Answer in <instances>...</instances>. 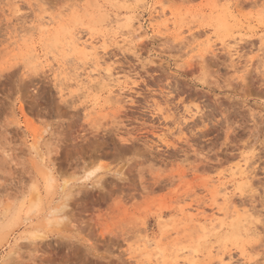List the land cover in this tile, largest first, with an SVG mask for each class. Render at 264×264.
<instances>
[{
	"label": "rangeland",
	"instance_id": "1",
	"mask_svg": "<svg viewBox=\"0 0 264 264\" xmlns=\"http://www.w3.org/2000/svg\"><path fill=\"white\" fill-rule=\"evenodd\" d=\"M262 35L264 0H60L55 9L48 0H0V264H57L79 255L84 242L95 243L93 232L102 239L118 234L114 250L100 253L105 260H241L247 205L231 192L247 178L246 133L264 120V96L259 87L246 97L224 93L239 130L219 155L208 137L189 135L196 113L181 108V100L185 107L207 104L210 89L185 85L188 92L177 97L164 77L189 80L183 74L190 68L178 66L208 48L224 66L222 75L241 65L258 74L264 41H255ZM79 37L93 40L97 52L78 47ZM90 57L106 61L95 68L111 75L88 68ZM25 69L63 77L61 90L69 94L77 91L74 81L87 87L71 147L47 113L32 114L23 92L11 99L13 73ZM129 138L147 163L122 185L108 175L116 171L108 145Z\"/></svg>",
	"mask_w": 264,
	"mask_h": 264
},
{
	"label": "snow or ice",
	"instance_id": "2",
	"mask_svg": "<svg viewBox=\"0 0 264 264\" xmlns=\"http://www.w3.org/2000/svg\"><path fill=\"white\" fill-rule=\"evenodd\" d=\"M59 3L60 0H48V6L53 9L58 7ZM262 41H264V35L255 42L261 43ZM261 47L264 48V43H261ZM162 55L166 54L162 53ZM97 63H106V61H100L97 57H90L88 68L96 72L97 75L105 71H107V75H111L110 69H96ZM143 63L147 64L150 61ZM260 64L258 74L255 69L249 73L241 65L230 73L222 75L221 69L224 66L219 63L214 51L208 48L202 54L197 55L191 64L184 63L178 66L185 69L190 68L183 74L190 77L189 80H183L180 75L172 76L171 79L164 77L167 81L165 87L169 88L177 97L186 95L188 88L185 85L195 87L200 84L203 88L210 89L212 93L208 98V103L204 105L192 104L190 107H185V101L181 100V108L185 113H196L195 116H189V119L194 121L191 127L196 129V132L189 133V135L201 134L208 137L209 143L216 149L217 153L223 155L226 148L231 145V141L238 139L232 135L233 129L239 130L237 125L231 122V117L228 115L232 108V105L228 103L229 96L233 93H239L240 97H246L250 92H254L257 87L261 89L260 95L264 96V56L261 57ZM13 76H15L16 82L12 85L11 99L16 100L17 96L23 92V98L31 107L32 114L39 118L47 113V118L52 120L57 129L63 130L66 138L65 143L71 147L75 143L74 137L79 129L80 110H82L80 101L86 94V88L79 86L74 81L71 86L77 88V91L69 94L67 91L61 90L60 85L63 83V77L57 80V78L48 75L45 79L41 74L28 69H25L23 73H13ZM137 79H139V74H137ZM148 79L153 78L148 76ZM84 84L88 85L89 81L85 79ZM216 92H219L220 96H216ZM225 92H228L229 96H225ZM163 95H167V93L162 94V97ZM5 104L7 105V101ZM201 108H203V112H201ZM161 111H167V108ZM262 112H264V108H262ZM0 118H2V113H0ZM181 123L186 122L181 120ZM248 127L249 125L246 124L245 128ZM246 135L249 137L245 141L249 148L245 156L246 161L249 162L247 178L236 185L231 192V195L238 202L247 205L244 209L247 217V230L245 232L247 250L239 253L241 260L237 261L236 264H264V120L261 121L258 128L252 124L251 131L247 132ZM180 139L183 140V136ZM165 143L166 141L161 140V144ZM257 145L260 147L259 153L255 151ZM167 146L171 147L172 145ZM108 147L113 153L112 159L116 168L115 173L108 172L109 177L122 185H130L136 179L137 173L142 171L141 165L147 163L146 159L143 158V151L138 149L137 144L131 138L128 140L119 139L115 143L110 142ZM203 159L207 162L206 158ZM213 159H215L214 156ZM253 169L257 171L253 172ZM97 172H99L98 169L94 171L93 175H96ZM93 187L103 194V189L99 185L94 184ZM232 187V185L229 186V188ZM106 235L113 238L102 239L93 232L92 241L95 243L84 242L78 249L79 255L74 252L69 253L57 264H129L126 258L123 260L100 258V253L107 257L108 253L114 250L112 245L120 243L117 233L108 232Z\"/></svg>",
	"mask_w": 264,
	"mask_h": 264
},
{
	"label": "bare ground",
	"instance_id": "3",
	"mask_svg": "<svg viewBox=\"0 0 264 264\" xmlns=\"http://www.w3.org/2000/svg\"><path fill=\"white\" fill-rule=\"evenodd\" d=\"M111 22V21H110ZM109 22V23H110ZM112 24V23H111ZM75 37V36H74ZM105 40V39H104ZM104 40H103V42L102 43H104ZM97 42V41H96ZM75 43H76V45L78 46V47H81L84 51H87L88 52V50L89 51H91V53L93 54V53H96L97 52V46H96V44H94V42H93V40H80V37L78 38V39H76V41H75ZM102 45H104V44H102ZM103 47H105V46H103ZM230 49H232V48H235V47H233L232 45L229 47ZM234 50V49H233ZM230 51H232V50H230ZM229 51V52H230ZM86 53V52H85ZM238 53V52H237ZM88 54V53H87ZM233 54V53H232ZM91 55V54H90ZM100 65V64H99ZM94 72V71H93ZM96 73V72H95ZM93 74V73H92ZM102 74V73H101ZM68 75V74H67ZM93 78V77H92ZM69 80V79H68ZM74 80V79H73ZM90 80L91 81H94L95 80V78H93V79H91L90 78ZM102 81V80H101ZM104 81V80H103ZM84 82V81H83ZM98 82H100V81H98ZM103 83V82H102ZM73 84V83H72ZM97 84V83H96ZM71 85V84H70ZM89 87V86H88ZM105 87V86H104ZM87 88V87H86ZM190 102V101H189ZM188 123V122H187ZM189 126V125H188ZM90 176V175H89ZM91 176H92V174H91ZM8 189V188H7ZM23 193V192H22ZM226 199H228V198H226ZM234 203H236V202H234ZM242 208V207H241ZM250 210V209H249ZM233 211V210H232ZM227 212V211H226ZM245 212V211H244ZM230 215V214H229ZM245 215V214H244ZM230 217V216H229ZM243 221V220H242Z\"/></svg>",
	"mask_w": 264,
	"mask_h": 264
}]
</instances>
